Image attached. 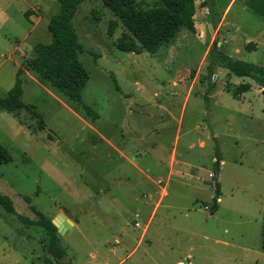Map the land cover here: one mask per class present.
<instances>
[{
    "label": "rangeland",
    "instance_id": "374dc122",
    "mask_svg": "<svg viewBox=\"0 0 264 264\" xmlns=\"http://www.w3.org/2000/svg\"><path fill=\"white\" fill-rule=\"evenodd\" d=\"M195 4L196 32L182 26L157 52L137 53L118 48L122 21L85 0L75 20L89 73L83 99L98 117L30 69L25 107L0 108V142L12 156L0 165V189L20 213L76 216L59 234L67 264H264L263 89L217 63L205 100L215 42L264 65V18L243 0ZM58 10V0H0V95L34 45L51 41ZM242 83L250 89L235 96ZM48 241L0 204V264H59Z\"/></svg>",
    "mask_w": 264,
    "mask_h": 264
},
{
    "label": "trees",
    "instance_id": "16d2710c",
    "mask_svg": "<svg viewBox=\"0 0 264 264\" xmlns=\"http://www.w3.org/2000/svg\"><path fill=\"white\" fill-rule=\"evenodd\" d=\"M85 0H58L59 10L51 16L48 28L51 32V41L47 43L37 42L34 45V55L26 58L22 66L16 72V80L6 94L0 95V108L10 112H18L25 107L22 100L25 91L24 70L30 69L41 78L49 81L53 86L67 95L73 101L82 105L91 119L98 117V112L88 105L83 99V89L89 79V73L79 54L83 46L79 40L76 27V13L79 5ZM114 15L122 21L126 31L122 34L118 48L127 52L141 53L147 50L150 53L157 52L161 46L175 37L180 27H186L190 32H196L195 27V0H152L147 7L140 6L136 0H101ZM212 1V0H211ZM247 8L264 18V0H243ZM31 10L25 12L28 17ZM117 20L112 19L109 23L108 33L112 35L117 27ZM264 29V27H263ZM247 50L256 48V43L249 41L245 44ZM211 61L208 65V86L205 100L213 91V76L217 63L227 68L231 73L250 77L258 83L264 92V65L236 58L222 50L212 49ZM97 57V55H95ZM112 80L117 90L121 87L115 74ZM250 83L240 84L235 96L240 92L250 89ZM217 159L221 160L220 151H216ZM12 160L8 149L0 142V165ZM217 171L214 178L216 179ZM221 193L219 182H215V198ZM27 202L31 196L25 195ZM0 204L4 209L14 214L19 221L26 226H39L46 230L49 235L47 250L59 264H67L66 247L60 242L57 227L52 218L40 210H34V216L17 211L10 195L0 189ZM218 203L213 202L210 212L214 213ZM264 221V207H263ZM262 250L264 251V225L262 230Z\"/></svg>",
    "mask_w": 264,
    "mask_h": 264
},
{
    "label": "water",
    "instance_id": "95a60500",
    "mask_svg": "<svg viewBox=\"0 0 264 264\" xmlns=\"http://www.w3.org/2000/svg\"><path fill=\"white\" fill-rule=\"evenodd\" d=\"M217 46L218 44L217 42H215L213 49L219 50L217 49ZM217 200L218 199L215 198L214 202L217 203ZM75 220H76V216L72 215L71 212L69 211L61 212L57 216L52 218V222L57 227L58 233L64 236L67 235L69 230L72 228ZM183 264H187V263H183Z\"/></svg>",
    "mask_w": 264,
    "mask_h": 264
},
{
    "label": "crops",
    "instance_id": "0c3cea01",
    "mask_svg": "<svg viewBox=\"0 0 264 264\" xmlns=\"http://www.w3.org/2000/svg\"><path fill=\"white\" fill-rule=\"evenodd\" d=\"M248 39H249V38H246V42H249ZM263 207H264V205H263Z\"/></svg>",
    "mask_w": 264,
    "mask_h": 264
}]
</instances>
